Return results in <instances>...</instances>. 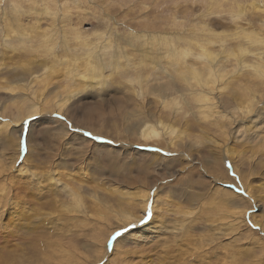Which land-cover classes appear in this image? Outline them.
Instances as JSON below:
<instances>
[{"label": "rangeland", "instance_id": "rangeland-1", "mask_svg": "<svg viewBox=\"0 0 264 264\" xmlns=\"http://www.w3.org/2000/svg\"><path fill=\"white\" fill-rule=\"evenodd\" d=\"M261 41L264 0H0V263L264 264Z\"/></svg>", "mask_w": 264, "mask_h": 264}, {"label": "bare ground", "instance_id": "bare-ground-1", "mask_svg": "<svg viewBox=\"0 0 264 264\" xmlns=\"http://www.w3.org/2000/svg\"><path fill=\"white\" fill-rule=\"evenodd\" d=\"M65 16V15H64ZM152 37V36H151ZM159 39V38H158ZM149 42V41H148ZM147 42V43H148ZM159 42L162 44V43H167V37L165 36V37H162L161 35H160V40H159ZM264 43V41H261V43L260 44H263ZM149 49H151V48H149ZM126 50V49H125ZM153 50V49H152ZM151 51V50H150ZM140 52L142 53V55H144V57H146V58H149L150 59V61H151V64L155 67V68H157V67H160L161 65H162V63H161V61H162V58L160 57V56H158V54H153V52L151 51L150 53H145V52H143L141 49H140ZM118 53V52H117ZM184 54V56L182 57L183 58V62L182 63H180V64H176L177 62H176V60H172V62L171 63H174V64H172V66H175L176 67V69L175 68H173V69H175L177 72H178V77L179 78H181L182 80H183V82H184V84H187L188 86L189 85H191V84H189V81H190V79L192 78V82L194 83V86H192V87H199L200 89L201 88H203L204 89V87L203 86H205L204 84H219V83H223V82H229L228 83V85H231L232 84V82L235 80V79H231L230 77H232L231 75H233V73H230V72H225V71H223L226 67H224L223 68V66H221L220 64H223V63H216L217 61L216 60H214V59H212V58H210V61H207V62H209L210 63V65L209 66H207V62H205L204 64H203V62H202V60L201 59H199L198 60V64L201 66V69L200 70H205V72H200V71H198L197 70V68H196V59L197 58H195V56L192 58V59H189L188 58V56L189 55H191V54H189V53H183ZM262 55V54H261ZM76 57V56H75ZM126 57H127V55H126ZM182 58H181V60H182ZM195 58V59H194ZM263 58H264V53H263ZM262 58V56H261V58H260V62H264V59ZM72 61V60H71ZM117 61H118V59H117ZM238 61V60H237ZM176 62V63H175ZM180 62V61H179ZM236 64V63H235ZM237 65V64H236ZM239 65H240V68L241 69H244L245 67H244V64H243V61H242V59H241V61H239ZM257 67H261V72H258V71H256V72H258L260 75H262V76H258L262 81L264 80V67L263 66H261L260 64H259V66L257 65ZM97 68V67H96ZM183 68H184V70H183ZM211 68H216V69H211ZM259 68H257V70L259 69ZM95 69V68H94ZM180 69H182L183 71L182 72H180L179 70ZM263 69V70H262ZM115 70V69H114ZM216 70V71H215ZM73 72V71H72ZM187 72H189L188 73V75H187ZM190 72H192V73H190ZM216 72H220L223 76L221 77V76H218L217 75V73ZM166 73H168L169 75H170V78L172 79V80H174L175 79V77L172 75V74H170L168 71H166V70H164L163 69V74H166ZM257 73V74H258ZM79 74V73H78ZM215 74V75H214ZM238 74V73H237ZM82 76V75H81ZM83 77V76H82ZM92 77V76H91ZM176 80H177V78H176ZM236 81V80H235ZM207 87V86H206ZM200 89H198L199 91L198 92H196L197 94V97H199V101L200 102H203V100H209V97H207V96H205V95H202V92H200ZM208 89H210V88H208ZM202 90V89H201ZM211 90V89H210ZM204 91V90H203ZM208 91V90H207ZM205 92H206V90H205ZM211 93H212V91H211ZM211 105H213V104H211ZM160 125H161V132L162 133H165V135L164 136H166V135H168V134H166V132H167V125H165V122H160ZM169 129V128H168ZM154 131V129L152 128V127H147V130H145L144 132L147 134L148 132H153ZM170 131V130H169ZM161 133V134H162ZM145 135V134H144ZM160 135V134H159ZM170 135V134H169ZM172 135V134H171ZM181 135V134H180ZM178 137H179V135H178ZM172 141V140H171ZM161 145V144H160ZM229 154L231 153V152H229V150L227 151ZM227 153V154H228ZM226 154V153H225ZM178 161V160H177ZM156 166V165H155ZM221 167V166H220ZM10 193H7V195L2 199V201H0V203L1 204H3L1 207H0V215L2 216V215H4L3 214V209L5 208V207H7V204H9L10 203V201L12 202H19L20 203V200H21V196H19L20 198H13V199H11V196L9 195ZM156 196V195H155ZM9 199V200H8ZM18 199H19V201H18ZM10 206V205H9ZM10 208V207H9ZM12 208V207H11ZM24 208H26V207H24ZM16 209V208H15ZM7 210V209H6ZM8 211V210H7ZM15 213V212H14ZM21 213V212H20ZM130 213V212H129ZM12 214V213H11ZM21 214H23V213H21ZM17 215V214H16ZM133 215V214H132ZM0 216V237H2L1 236V234L7 229V226H9L10 227V229H12L13 228V226L12 225H9V224H7L6 223V221L3 219V217H1ZM134 216V215H133ZM12 217V216H11ZM10 217V218H11ZM13 217H15V215L13 216ZM22 217H24V216H22ZM130 217H131V213H130ZM16 218V217H15ZM25 219H26V216H25ZM48 219V218H47ZM12 220V219H11ZM18 220V219H17ZM54 220V219H53ZM13 221V220H12ZM48 221V220H47ZM58 221V220H57ZM132 221V220H131ZM25 222V221H24ZM51 222V220L50 221H48V223H50ZM134 222V221H133ZM57 223V222H56ZM15 224V223H14ZM127 224H129V223H127ZM25 228V227H24ZM145 229L143 230V231H148V230H150L151 228L147 225V226H145L144 227ZM25 230V229H24ZM9 234H10V232H9ZM9 236V235H8ZM56 245H61V247H62V244H61V242H59V243H56ZM64 245H67V244H64ZM49 247V246H48ZM48 247H46L45 249H46V252L47 251H49V249H48ZM60 247V246H59ZM58 247V248H59ZM69 248H73V246L72 245H70L69 244V246H68ZM52 248V247H51ZM66 249V248H65ZM74 249V248H73ZM64 250V248L63 249H57L56 251L57 252H59V253H62V251ZM52 251H54V250H52ZM74 251H75V249H74ZM66 252V251H65ZM64 252V253H65ZM68 252V251H67ZM66 252V253H67ZM49 252H47V254H48ZM47 254L45 253V251H43V255H46L47 256ZM63 254V253H62ZM66 255V254H65ZM70 255V254H69ZM46 256H44V257H46ZM73 257H74V255H73ZM48 258H50L51 259V257H49V256H47V260H48ZM74 258H76V257H74ZM73 258V259H74ZM101 258V257H100ZM72 258L71 259H69V261L70 262H72V261H75V260H73ZM179 259V258H178ZM44 260V259H43ZM45 262V261H44ZM49 262H50V260H49ZM177 262V261H176ZM1 264V263H0ZM70 264V263H69ZM149 264H150V262H149Z\"/></svg>", "mask_w": 264, "mask_h": 264}, {"label": "snow or ice", "instance_id": "snow-or-ice-1", "mask_svg": "<svg viewBox=\"0 0 264 264\" xmlns=\"http://www.w3.org/2000/svg\"><path fill=\"white\" fill-rule=\"evenodd\" d=\"M150 218H151V215L149 214V215H148V219H150ZM143 222H144V221H142V223H143ZM119 235H121V233L117 232V233H116V236H119Z\"/></svg>", "mask_w": 264, "mask_h": 264}]
</instances>
